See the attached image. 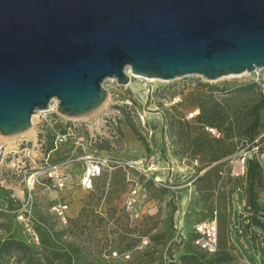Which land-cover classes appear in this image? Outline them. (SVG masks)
I'll use <instances>...</instances> for the list:
<instances>
[{
    "label": "rangeland",
    "instance_id": "obj_1",
    "mask_svg": "<svg viewBox=\"0 0 264 264\" xmlns=\"http://www.w3.org/2000/svg\"><path fill=\"white\" fill-rule=\"evenodd\" d=\"M128 73L125 86L105 80L104 105L71 118L76 132L37 113L25 135L0 136L10 152L0 160V244L17 240L30 248L8 253L0 264H186L182 257L194 254L210 260L215 255L188 239L195 222L215 211L219 252L231 254L234 264H264V252L255 258L254 240L242 243L232 230L238 181L231 174L246 138L228 130L229 122L237 124L234 110L245 124V106L264 94V69L212 82ZM211 99L231 108L218 122L220 141L197 121ZM41 138L45 144L36 146ZM263 194L264 185L260 203Z\"/></svg>",
    "mask_w": 264,
    "mask_h": 264
},
{
    "label": "water",
    "instance_id": "obj_2",
    "mask_svg": "<svg viewBox=\"0 0 264 264\" xmlns=\"http://www.w3.org/2000/svg\"><path fill=\"white\" fill-rule=\"evenodd\" d=\"M264 69V0H0V136L56 101L67 118L132 75L217 81Z\"/></svg>",
    "mask_w": 264,
    "mask_h": 264
},
{
    "label": "built area",
    "instance_id": "obj_3",
    "mask_svg": "<svg viewBox=\"0 0 264 264\" xmlns=\"http://www.w3.org/2000/svg\"><path fill=\"white\" fill-rule=\"evenodd\" d=\"M256 73V72H255ZM258 73V71H257ZM264 86V83H263ZM57 103L56 101H53L49 107L48 110L39 112V116L43 119V122H49V120L55 124H60L61 126H64L67 131L76 132L79 130V125H71L70 120L71 118L64 117L57 113ZM206 131L209 133H212L216 138L221 137V132L214 128V127H205ZM69 133H66L64 137H66ZM71 134V133H70ZM264 137V134H261L258 136L254 143L252 144H258L248 145L244 152L240 155L239 161H237L238 166H235L233 168L232 177L238 181L237 184L233 186L232 194H231V203L238 206L237 211H234V218L236 215V219L233 218V228L232 230H236L237 235L240 238H242L241 242L244 243L245 239H248L249 241H253L256 246V253L255 258H260L259 254L262 251V248H264V231L258 230L253 225H250V218L253 215L252 211L247 206V200L244 195V187L246 185L245 183V177H246V171H247V160L249 158L255 157L263 167V173H264V146L260 145V140ZM36 146H43L45 144L44 139H37L36 140ZM262 149V150H261ZM10 152H6V148L1 145L0 146V160H4ZM234 158L231 156V159ZM235 159V158H234ZM233 162V160H232ZM234 163V162H233ZM57 169V167H55ZM95 166L92 165V168L89 170V173L87 176L84 177L83 184L86 186L91 185L92 183V176L95 173ZM53 173H51L52 176ZM59 177V174H57ZM240 182V183H239ZM261 204L264 206V194L261 196ZM67 206L61 207L60 210H64ZM64 221L66 222L67 219L64 217ZM192 236V242L194 246L207 254H216L220 250V234H219V225H218V211L214 212V217H212L210 220H199L195 222L192 228L191 232ZM260 245V246H259ZM259 246V247H258Z\"/></svg>",
    "mask_w": 264,
    "mask_h": 264
},
{
    "label": "trees",
    "instance_id": "obj_4",
    "mask_svg": "<svg viewBox=\"0 0 264 264\" xmlns=\"http://www.w3.org/2000/svg\"><path fill=\"white\" fill-rule=\"evenodd\" d=\"M200 109L201 110L197 117V121L201 124L205 131L206 126L214 127L216 129L220 128L218 127V122L228 118V114L231 110L230 107L227 110H224V108L221 107L220 104L213 99H211L207 105H202ZM245 110L247 111L245 115V117L247 118L246 123L243 124L242 122H238L240 117L237 116V113L239 111L238 109L234 110L233 113L236 117L237 124L234 125L233 122H229L228 130L231 134L239 131L240 134L246 138L245 146L247 147L248 145L254 143V140L258 137L259 133L264 128V94L260 93L258 97L253 98L251 103L245 106ZM213 139L216 141H220V139L216 137H214ZM262 141H264V137H262V139L260 140V142ZM253 145L255 146L258 144H252V147ZM245 183L246 185L244 187V195L247 200V206L253 213L250 218V225H253L258 230L264 231V206L259 201V191L264 185V173L263 167L255 157L249 158L247 160ZM188 241L192 242L191 235ZM29 250L30 248L21 241L6 240L0 244V259L13 251L22 252ZM219 251L216 254H213L215 256L210 260H202L200 262L201 257H199L197 254H194L192 256H183L182 260L186 264H234V258L231 254L224 251ZM262 251L264 252V248H262ZM61 256L62 255L57 252L55 253L54 259H60ZM255 260L256 259H254V261Z\"/></svg>",
    "mask_w": 264,
    "mask_h": 264
},
{
    "label": "bare ground",
    "instance_id": "obj_5",
    "mask_svg": "<svg viewBox=\"0 0 264 264\" xmlns=\"http://www.w3.org/2000/svg\"><path fill=\"white\" fill-rule=\"evenodd\" d=\"M133 78H140L139 76H136V75H132ZM104 105V103L102 104ZM29 130H26L23 134L25 135L26 132H28Z\"/></svg>",
    "mask_w": 264,
    "mask_h": 264
}]
</instances>
